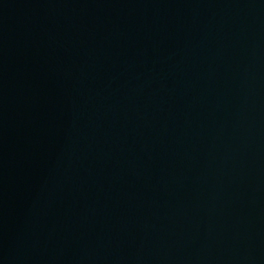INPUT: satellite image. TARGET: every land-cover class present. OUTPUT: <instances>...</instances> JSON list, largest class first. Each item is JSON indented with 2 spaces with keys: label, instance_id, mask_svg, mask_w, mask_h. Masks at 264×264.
<instances>
[{
  "label": "water",
  "instance_id": "water-1",
  "mask_svg": "<svg viewBox=\"0 0 264 264\" xmlns=\"http://www.w3.org/2000/svg\"><path fill=\"white\" fill-rule=\"evenodd\" d=\"M0 264H264V0H0Z\"/></svg>",
  "mask_w": 264,
  "mask_h": 264
}]
</instances>
